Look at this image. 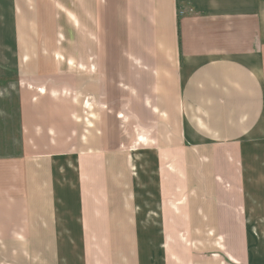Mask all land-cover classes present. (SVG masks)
<instances>
[{"label": "crops", "instance_id": "crops-1", "mask_svg": "<svg viewBox=\"0 0 264 264\" xmlns=\"http://www.w3.org/2000/svg\"><path fill=\"white\" fill-rule=\"evenodd\" d=\"M261 244L264 0H0V264Z\"/></svg>", "mask_w": 264, "mask_h": 264}, {"label": "rangeland", "instance_id": "rangeland-1", "mask_svg": "<svg viewBox=\"0 0 264 264\" xmlns=\"http://www.w3.org/2000/svg\"><path fill=\"white\" fill-rule=\"evenodd\" d=\"M142 245V244H141ZM153 246V245H152ZM146 247H148L147 246V244H146ZM264 246L261 244V248H263ZM149 250H153L154 251V247H149ZM262 251H264V248L262 249ZM259 259H264V252H260V257H259Z\"/></svg>", "mask_w": 264, "mask_h": 264}]
</instances>
